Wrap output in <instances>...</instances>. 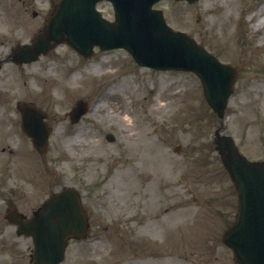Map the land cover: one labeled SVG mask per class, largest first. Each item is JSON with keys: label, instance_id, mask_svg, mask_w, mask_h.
Masks as SVG:
<instances>
[{"label": "rangeland", "instance_id": "rangeland-1", "mask_svg": "<svg viewBox=\"0 0 264 264\" xmlns=\"http://www.w3.org/2000/svg\"><path fill=\"white\" fill-rule=\"evenodd\" d=\"M263 6L264 0H162L154 6L172 29L236 69L221 127L249 160H264V24L255 22L264 18L261 9L256 14ZM97 8L113 20L109 2ZM51 10L50 0H0V57L39 33ZM78 99L90 108L72 125L67 116ZM23 100L43 111L53 130L42 157L18 127L15 104ZM219 124L193 73L139 67L123 49L95 47L85 58L60 44L28 64L6 62L0 70V264H27L31 245L2 220L6 200L21 207L44 198L59 182L54 171L86 183L95 202L90 237L96 239L71 243L62 264H235L221 241L237 193L212 144ZM66 155L72 164L64 162ZM20 156L34 173L32 188L10 170Z\"/></svg>", "mask_w": 264, "mask_h": 264}, {"label": "water", "instance_id": "water-1", "mask_svg": "<svg viewBox=\"0 0 264 264\" xmlns=\"http://www.w3.org/2000/svg\"><path fill=\"white\" fill-rule=\"evenodd\" d=\"M97 1L99 0H53L57 9L46 20L44 33L33 39L31 45L19 47L17 62L35 60L40 53H45L60 42L70 44L84 55L90 53L93 45H99L101 49L123 47L140 65L196 73L203 84L207 102L217 116L222 117L235 74L184 34L171 31L160 12L151 9L158 0H108L115 12L113 23L107 22L95 11L94 4ZM51 41L53 44H50ZM23 105V126L34 140L33 133H37V125L32 118L35 119L37 115L34 109L25 103ZM82 112L83 108L80 107L74 120ZM41 136V141L34 140L39 150L44 147L46 134ZM216 150L239 197L236 222L224 234L223 241L233 249L238 264H264V162L247 161L238 154L231 138L227 136L217 137ZM49 219L42 216L30 226H21L16 219L13 222L19 224L20 232L31 233L34 241L39 243L49 241L44 237L40 238L39 232L61 230L57 225L52 229ZM66 229L68 233H78L73 224L68 223ZM45 256L47 260L42 259V262L50 264L51 261L56 264L62 258L61 252L57 257L46 251Z\"/></svg>", "mask_w": 264, "mask_h": 264}, {"label": "flooded vegetation", "instance_id": "flooded-vegetation-1", "mask_svg": "<svg viewBox=\"0 0 264 264\" xmlns=\"http://www.w3.org/2000/svg\"><path fill=\"white\" fill-rule=\"evenodd\" d=\"M3 163H2V161L0 160V168H1V165H2ZM0 175H1V173H0ZM75 186V188L77 189V190H79L78 189V186L79 185H76V184H74ZM70 186H73V185H70ZM64 186H59L56 190H54V191H57V190H61L62 188H63ZM80 187V193H79V196L81 197V201H80V206H81V208L84 210V212L88 215V217L90 216V215H92L93 213H94V200H92L91 199V197L88 195V191L86 190V189H84L82 186H79ZM41 205H42V202H38V204L37 205H34L33 207H32V209H30V210H28V211H25L24 212V214H26V215H29V214H31L33 211H35V210H37L38 208H40L41 207Z\"/></svg>", "mask_w": 264, "mask_h": 264}, {"label": "bare ground", "instance_id": "bare-ground-1", "mask_svg": "<svg viewBox=\"0 0 264 264\" xmlns=\"http://www.w3.org/2000/svg\"><path fill=\"white\" fill-rule=\"evenodd\" d=\"M260 9H261V11H264V6L258 8V10L256 11V12H257L256 14H259ZM249 18H250V16H249ZM255 22H256V24H257V27L260 28V27L264 24V18H263V17H262V18L257 17ZM258 23H262V25H258ZM76 77H77V75H74V76L72 77V79L75 80ZM105 94H108L107 91L105 92ZM122 121H123V123L125 124V126H128V125H129V117H128L126 114H125L124 117L122 118ZM130 125H131V124H130ZM148 141H150V139H148ZM146 146H147V145H145V147H146Z\"/></svg>", "mask_w": 264, "mask_h": 264}]
</instances>
